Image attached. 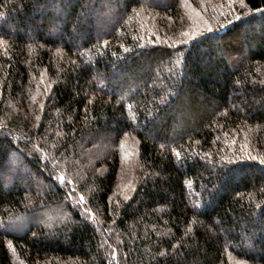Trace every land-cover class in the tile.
Masks as SVG:
<instances>
[{
    "label": "trees",
    "instance_id": "1",
    "mask_svg": "<svg viewBox=\"0 0 264 264\" xmlns=\"http://www.w3.org/2000/svg\"><path fill=\"white\" fill-rule=\"evenodd\" d=\"M260 159L264 0H0V264H264Z\"/></svg>",
    "mask_w": 264,
    "mask_h": 264
},
{
    "label": "rangeland",
    "instance_id": "2",
    "mask_svg": "<svg viewBox=\"0 0 264 264\" xmlns=\"http://www.w3.org/2000/svg\"><path fill=\"white\" fill-rule=\"evenodd\" d=\"M156 66H160L159 63H157ZM115 84L119 87V92L121 95H125L128 91L134 90V88H139L142 85V81L140 79H135L133 74L128 75L125 81H122L120 75L116 76L113 80ZM185 104H182V103ZM189 100L184 99V101L180 102L178 106L176 107L177 110V118L171 125V129L169 131L170 137H174L180 133L183 129L182 127H185V125H188L191 121V115L193 110L198 111L199 109L197 107L190 108ZM188 103V104H187ZM193 109V110H192ZM198 109V110H196ZM133 145L129 143L127 147L124 150L123 157H122V163H123V171H122V185L121 188H126L127 183L131 179V174L133 167H135V152L133 151ZM41 190V189H40ZM39 190V191H40ZM65 204H58L51 207H46L41 210H38L34 213H31L32 215H23L18 216L14 222V226H12V229L15 231H24L27 229V224H30V222H34L36 224H44L48 225L50 227L55 226L58 220H61L64 215H66V209ZM49 216H53L54 218L49 221Z\"/></svg>",
    "mask_w": 264,
    "mask_h": 264
},
{
    "label": "snow or ice",
    "instance_id": "3",
    "mask_svg": "<svg viewBox=\"0 0 264 264\" xmlns=\"http://www.w3.org/2000/svg\"><path fill=\"white\" fill-rule=\"evenodd\" d=\"M237 19H240V17H237ZM176 154L179 155V153H176ZM249 159H257V158L249 157ZM259 163L262 164V165H264V159H260L259 160ZM60 179L63 180V177H61ZM83 199H84V197L81 196L80 197V200L83 201ZM53 218H54L53 216H49V221H51ZM4 229H5V231L11 230L12 229V225L11 224L5 225L4 226Z\"/></svg>",
    "mask_w": 264,
    "mask_h": 264
}]
</instances>
